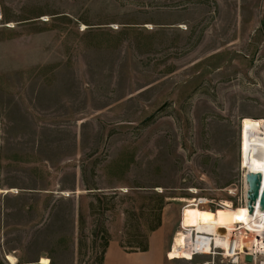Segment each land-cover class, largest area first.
<instances>
[{
	"label": "rangeland",
	"instance_id": "rangeland-1",
	"mask_svg": "<svg viewBox=\"0 0 264 264\" xmlns=\"http://www.w3.org/2000/svg\"><path fill=\"white\" fill-rule=\"evenodd\" d=\"M0 11V264H99L105 231L120 242L126 230L171 264L207 260L170 248L194 223L192 198L244 205L241 124L264 120V0Z\"/></svg>",
	"mask_w": 264,
	"mask_h": 264
},
{
	"label": "built area",
	"instance_id": "built-area-1",
	"mask_svg": "<svg viewBox=\"0 0 264 264\" xmlns=\"http://www.w3.org/2000/svg\"><path fill=\"white\" fill-rule=\"evenodd\" d=\"M212 203L205 197H194L185 206H199L204 208ZM247 204L246 196L244 205ZM259 205V201L255 207ZM223 206V205H222ZM184 209V208H183ZM182 209V210H183ZM264 214L256 216L255 213L246 222L236 223L230 230L226 228L224 234L216 235L198 226H183L180 233L181 250H189L195 257L205 256L208 259L200 264H264ZM173 249V245L172 248ZM251 256V261H246V256ZM170 257V256H169Z\"/></svg>",
	"mask_w": 264,
	"mask_h": 264
},
{
	"label": "bare ground",
	"instance_id": "bare-ground-1",
	"mask_svg": "<svg viewBox=\"0 0 264 264\" xmlns=\"http://www.w3.org/2000/svg\"><path fill=\"white\" fill-rule=\"evenodd\" d=\"M2 13L0 11V17ZM261 124V131L258 129ZM241 154L242 163L247 169V172L260 173L262 175V191L264 192V120H253L245 118L241 124ZM246 194L249 188L247 181ZM247 199V197H246ZM192 226L204 227L210 233L216 235V241H219L218 234H224L226 228L231 229L236 223H243L248 220L254 213L256 216L264 214L261 211L260 205L255 207L254 212L251 213L247 204L239 207H234L230 202H224L223 206L216 210L208 208L197 207ZM228 217L221 215L227 214ZM264 237V232L262 233ZM182 244L181 234L175 237L173 241V249L170 248V255L173 258L194 257L189 250H181L178 246ZM7 259L15 264L16 258L7 255Z\"/></svg>",
	"mask_w": 264,
	"mask_h": 264
},
{
	"label": "crops",
	"instance_id": "crops-1",
	"mask_svg": "<svg viewBox=\"0 0 264 264\" xmlns=\"http://www.w3.org/2000/svg\"><path fill=\"white\" fill-rule=\"evenodd\" d=\"M165 252L166 247L160 246L153 236L150 237L149 250L145 252H128L118 240H112L106 249L103 264H171L170 260L166 258Z\"/></svg>",
	"mask_w": 264,
	"mask_h": 264
},
{
	"label": "trees",
	"instance_id": "trees-1",
	"mask_svg": "<svg viewBox=\"0 0 264 264\" xmlns=\"http://www.w3.org/2000/svg\"><path fill=\"white\" fill-rule=\"evenodd\" d=\"M163 205H164V198L159 197V205L157 206L159 209V213H160L161 209L163 208ZM127 213H129V212L127 211ZM159 218L160 217L158 216L157 219L159 221L157 222V224H155L154 226H151L148 229V233H151L160 227L161 220ZM105 233L108 235L105 236V242L103 244L102 257H100L99 264H103L106 249L109 246V243L111 241V238L109 236L108 231H105ZM138 237H141L142 239L137 240ZM120 245L128 252H138V251L145 252V251H148L149 250V234L148 235L146 234L145 236L141 235V234H130L126 230L124 235L122 236V238L120 240Z\"/></svg>",
	"mask_w": 264,
	"mask_h": 264
},
{
	"label": "water",
	"instance_id": "water-1",
	"mask_svg": "<svg viewBox=\"0 0 264 264\" xmlns=\"http://www.w3.org/2000/svg\"><path fill=\"white\" fill-rule=\"evenodd\" d=\"M246 181L248 183L247 190V206L251 213L254 212L257 201H259L260 209L264 212V192L262 191V175L255 172L246 173ZM251 256H246V261H251Z\"/></svg>",
	"mask_w": 264,
	"mask_h": 264
}]
</instances>
